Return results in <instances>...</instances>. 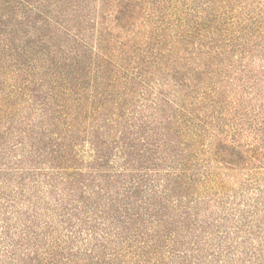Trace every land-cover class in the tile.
<instances>
[{
    "label": "trees",
    "instance_id": "1",
    "mask_svg": "<svg viewBox=\"0 0 264 264\" xmlns=\"http://www.w3.org/2000/svg\"><path fill=\"white\" fill-rule=\"evenodd\" d=\"M264 0H0V264H264Z\"/></svg>",
    "mask_w": 264,
    "mask_h": 264
},
{
    "label": "rangeland",
    "instance_id": "2",
    "mask_svg": "<svg viewBox=\"0 0 264 264\" xmlns=\"http://www.w3.org/2000/svg\"><path fill=\"white\" fill-rule=\"evenodd\" d=\"M261 186H262V188H263V190H264V183L262 182L261 183ZM263 193H264V191H263ZM264 195V194H263Z\"/></svg>",
    "mask_w": 264,
    "mask_h": 264
}]
</instances>
